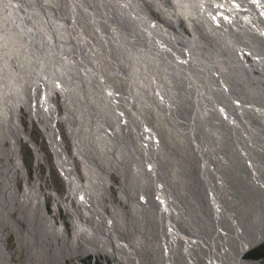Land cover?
I'll use <instances>...</instances> for the list:
<instances>
[{"label": "rangeland", "instance_id": "374dc122", "mask_svg": "<svg viewBox=\"0 0 264 264\" xmlns=\"http://www.w3.org/2000/svg\"><path fill=\"white\" fill-rule=\"evenodd\" d=\"M134 1L136 8L142 11L141 18L138 19L140 27L136 25L137 30L140 33L142 32L141 35L143 34L146 38L149 35L150 37L152 36L151 41H148L150 47L144 50L145 55L149 56V58H154L155 55L153 61L157 60V62L153 63L156 65L141 66L144 74L142 81L130 75L133 73L135 64L132 63V60L129 61L127 56H136L132 54L134 51L130 43L126 44L127 46L125 47L121 46V40L117 41L119 37L117 38L114 31H104L101 27H97H103L102 22H96L93 17H98L106 10L108 14L107 25H110L112 29L114 27L117 28L116 31L119 33L121 25L123 24L124 26V22L126 24L127 20L121 21L117 19L120 16L117 15L118 9L126 8L133 0H32L39 11L40 20L38 23L41 22L42 24H39L41 25L40 32L41 35H45L44 38L46 37L48 42L46 43L47 46H45L46 51L48 52L49 50V56L56 58H52L53 60H62L68 55L64 56L60 53L62 51L65 53L66 51L63 48L61 51V46L71 47V51H76V53L68 52V54L69 56L71 55V58L73 57L71 64L74 66V71L77 75H73L72 69H68L71 72L66 71V73L71 76L72 80L80 78V86L82 87H85L86 80L81 78V73L87 72V78L90 75L95 76L94 80L93 78L90 79L93 81L92 87L95 88L93 91L95 96L101 97V94H103L101 89L100 91L96 89V86L99 88L104 86L110 94V100L117 104L116 117L113 116L114 119H109L110 122L106 127H100L99 135L93 126V122L88 121L87 125L90 124L92 127L88 126L89 128H85L87 130H84L83 126L79 130L76 128L78 130L76 133L77 139L72 140L65 122V112L67 110L70 111V109H67L69 107L66 99L70 94L68 91L71 88L65 87L66 84L61 82L62 80L59 76L53 77L52 75L54 74L49 73L48 83L52 86H49L51 89L48 95L44 94L45 99L43 101L53 108L51 112L54 118V136L61 143L67 160L71 159L72 163H69V165L74 169V177L78 179L81 189L83 190V187H85L87 176L84 170V163L87 161L86 163L90 165L91 161L95 167V169L91 170V174L93 176L100 175V177L103 176L106 179V190L109 196L103 198L107 205L104 214L101 216L100 212L96 211L92 214L93 216L91 215L93 223L91 225L88 224L90 223V216L86 214L81 203L73 197L68 186V180L60 171L55 152L46 136L49 128L43 127L40 116L31 113L28 108L29 103H24V105L14 102L12 111L20 122V126H22L23 136H19L18 141L16 140L13 151L11 143L7 141L9 137L6 132V126L0 121V150L2 148V151L8 154L7 156L5 155L7 158L0 157V264H30L29 257L38 255L36 247L31 246L27 240L31 237L28 233L31 227L27 225V222L20 215V208L25 201L26 190L36 180L39 185V192L36 193V197L42 202V208L53 217L58 226L60 224L63 225L65 232L70 235V238L75 243V248L71 245L67 246L65 245L66 243L61 242L62 240L58 234L55 235V240L53 235L51 237L48 236L50 232L48 228L47 232H45L42 227L38 226L41 236L46 239V241H43L40 236L41 243L38 244V247L44 253L47 251L48 254L55 256V264H127L114 253L106 252V254L103 248H100L95 242L92 243V248L95 249L97 247V249L89 251V249H86L87 245L84 244L82 237L74 231L77 218L90 227L91 233L93 231L96 235H102V230L95 227L92 228V226L97 223L102 225L106 218L114 215L113 209L120 210L117 213L120 223H123L121 221L122 214H126V216L124 214L122 220L128 221L136 211L137 219L135 218V220L138 223H135L136 225H134L132 230L134 238L141 235L147 239L149 246L152 244L156 245L155 249H153V246L151 248L148 246L149 251H143L145 249L141 250L139 247L137 250L136 242L131 243L130 253L133 256L135 255V264H155L156 262H161L162 264H218L214 260L219 258L218 250L213 247L215 243L211 241L213 232L211 226L207 224V219H211L212 212L208 201H206V195L209 196L211 190L209 192L206 190L205 186L208 187L209 180L207 173L202 169L207 168L208 173L217 171V174H219L220 171L215 163H222V170L224 172L227 171L224 174L225 176L229 174V181L223 183L221 179L218 180L217 177H214L213 186L218 191L224 184L230 185V194H225V207H227L226 209L235 207L233 214L237 213V224L239 221L244 223L243 227L233 230V235L237 236L236 242H238V239L243 241L245 237L246 241L252 240L254 237H258L259 233L264 235V20L258 18V16L263 17L260 13L264 15L262 0H259V4L252 2V9L243 8L244 4L242 1L221 0L219 4L221 6L217 13L210 10L212 9L211 4L207 3L209 0ZM19 2L24 3L26 12L22 11L29 17V10L25 7L27 3L24 0H18V4ZM179 2L181 4L185 2L186 6L183 7L191 6L199 10V12L195 13L192 8V12L186 11L179 6ZM0 4H4V1L0 0ZM261 4L263 7L260 6ZM209 6L210 9H207ZM1 9L4 11L0 10V53L4 52V54L0 58V67L3 64L5 67L3 69L9 72L6 71L7 74L15 76L11 78L12 80L14 79L11 82H17L13 83V86L7 83V86L15 87L16 94L17 92L18 94L15 96L17 99L15 97L14 99L18 101L20 95L22 97L25 91V88H22L24 86L22 82L26 81L25 83H29V90L32 92L37 91L38 94L36 95L38 97L43 94L45 88L42 83L36 80L38 77L36 62L28 49V41L21 40V38L15 36V33H17L16 28L14 32L10 31L18 25V22L15 21L10 24V19H6L7 16H10L9 10L4 7ZM93 12L94 15L91 14ZM143 13L149 16H144L142 15ZM236 13H238V16L234 15ZM133 17L135 16H131V20L136 24V17ZM71 26L76 27L75 32L82 30V41L78 40L77 42L69 39L70 33H75L72 31ZM100 31L101 33L104 31L107 34L106 38L112 43L106 46L102 45L103 37L99 36ZM127 31L124 29L122 32L127 33ZM194 37L202 44L197 43L193 39ZM73 38H75L74 34ZM148 40L150 39L148 38ZM20 41L25 42L22 43L23 49L20 50L22 57L17 56L15 53L16 46ZM244 41L247 43H244ZM193 43L195 45L192 46ZM174 47L175 50L180 52L187 50L188 54L183 57L182 61L181 59L178 60L177 57H180V55L177 52H172L171 49ZM224 47L227 52L223 51ZM12 48H14L13 53ZM25 51L31 56L27 60L28 54H25ZM57 54L61 59H59V56L57 58ZM197 54L199 55L196 56ZM228 56L233 57V59L231 60ZM197 57L199 58L198 60L202 59L199 64H203V68H199L200 73H198L205 80H200L203 84L198 82L194 84L193 88L197 91L195 96L194 92L191 89H189L190 92L187 91L185 86L186 99L193 95V100H198L196 98L201 96V101H205L203 99L204 96L206 98L210 96L209 101L215 105L214 107H217L214 98L220 102V111H222V115L219 114V116L215 112L211 113L210 116L204 115L207 124L212 122V129L211 131L209 130L207 136L206 134L204 136L205 141L208 140V143L202 140L203 138L201 139L200 135L198 136L200 142L201 140L204 142V144L202 143V150L207 149L205 153L209 154L207 161L204 158L201 159V167L198 166L200 163L196 160L198 152L195 138L197 139L198 132L194 131V128H198V125L202 127L203 115H200V106L203 107L205 103L200 105L199 101L197 103L194 100L192 105L189 97L187 100L188 104L186 105L185 103L183 105V96L178 92L180 89L173 86L169 87V85L167 86L164 83L159 85L153 81L151 82V80L156 79L154 78L156 73L159 77H164L165 74L166 76L170 74L168 71L170 70L173 71L171 74H174V76L177 75L181 78V75H184V77L190 79V81L188 80L185 83L187 85L190 84L189 87H192L193 83L191 82L193 79L189 66ZM88 61L92 62L94 74H92V71L82 67ZM170 62L176 63L174 66H170ZM157 63L162 65L158 72L155 70V66H158ZM121 65H124L127 69H123ZM78 68H84L85 72H77ZM230 68L234 71H230ZM196 69L198 71V66ZM126 70L128 71L125 72ZM20 72L21 79L16 77ZM123 72L132 77L130 91L134 92V86L139 88L138 93L140 90L142 92L141 98L147 101L144 104L143 101L138 100L141 110L137 111L135 105L137 102L134 103V100L133 102H131L132 100L127 102L121 96V81L123 79L121 75H123ZM72 75L76 78L72 77ZM2 76L4 78L3 74ZM22 79L26 80L23 81ZM18 84L20 85L18 86ZM60 86L63 88V92L61 90L58 92ZM127 87L129 85L125 86V88ZM197 87H199L200 91H198ZM53 88L57 89L53 90ZM77 88L78 86L73 90L75 94L78 91ZM89 88L86 87V89ZM168 90L171 91L172 96L180 99L181 106H185L182 109L177 106L179 100L174 103L175 99L173 101L168 99L173 107L177 106L172 110L173 107L169 104L172 107L170 112L176 116V126L172 124L173 122L170 123L166 119V110L163 108L164 102H162L160 107L153 106L156 101L159 104L161 96L163 94L166 95ZM83 91L87 93V90L84 89ZM151 92H154L157 97L153 96ZM63 93L66 94L64 95ZM62 98L65 99L63 100ZM134 98L136 100L137 96ZM72 101L74 103V100ZM196 103L199 106L196 105L194 107ZM83 105L86 106L85 110L89 109L88 104L83 102ZM166 108L168 107L166 106ZM72 109L73 113L78 112L74 105ZM104 109L105 114L111 111V108L109 109L108 107H104ZM206 111L204 110L203 112ZM214 111L216 110L214 109ZM143 113H150L152 118L148 119ZM216 118L219 123L217 121L214 123ZM79 119L82 118L79 117ZM182 123L186 125L181 127L180 124ZM93 144L94 146H92ZM103 146H108L107 148L112 150L111 152L115 151L109 159L107 157V160H105V156L102 155L100 159L102 161H97L95 162L97 164H94L92 160L99 156L97 154L103 153ZM75 150H78L79 154H75ZM120 152L121 154H119ZM37 156L39 157L38 159L36 158ZM7 167L9 173L7 174L13 179L11 186H9L10 189L7 185L6 188L2 182L4 178L3 171ZM139 178L142 181L144 180V185L156 187L155 191L151 192V195L143 196L142 181ZM209 179L211 180L212 178L210 177ZM131 180L136 185L133 187L132 195L135 199L140 198L142 200L139 203V209L136 208L133 214L130 210L132 205H129L126 198L122 195L124 187L125 190L131 187ZM125 183L127 184L126 186H124ZM144 189L147 188L145 187ZM233 193H236V195L234 196ZM200 195L202 202L193 207V201L191 200L193 198L197 200ZM238 195H241L244 200V209L243 207L240 209L237 206L236 196ZM136 196L139 197L137 198ZM213 199L216 203L219 201L215 196ZM230 205L233 207L230 208ZM257 208H259L260 212H258ZM216 209H219V206ZM218 215L221 217V214ZM219 216H217V219H219ZM226 218L232 222L233 218L231 215L228 214ZM250 223L256 226L255 230L250 228ZM137 228L139 231H137ZM259 238L254 245L243 252L241 262H246L245 264H264L262 259L254 260L247 257L252 250L264 244V238L260 240ZM49 239L51 240L49 241ZM72 248L75 249V254H72ZM31 249L32 254H29L28 252ZM66 253L67 255H65ZM156 255L159 256V261H154L158 260ZM47 262L51 264L50 261L47 260ZM42 264L47 263L43 262Z\"/></svg>", "mask_w": 264, "mask_h": 264}, {"label": "bare ground", "instance_id": "6f19581e", "mask_svg": "<svg viewBox=\"0 0 264 264\" xmlns=\"http://www.w3.org/2000/svg\"><path fill=\"white\" fill-rule=\"evenodd\" d=\"M1 1L2 2L4 1V4H0V10H3L1 8L4 7L5 9H8L9 13H10V16H9L10 18L8 16H7V18L6 17L5 18L7 20L10 19L9 20L10 24H12L15 21L18 22V25L15 26L14 28L12 27L13 29H11L10 31L14 32V29L16 28L17 33H15V36H18L17 38H21V40L24 39V41H28V44H29L28 49L31 51V56L33 57V60H35V62H36V68H37V72H38V77H37L36 80H38V82L42 83L44 85V88H45L44 89L45 91L43 92V94H41L40 96L37 97V95H36V94H38L37 91L36 92L30 91L29 88H28L29 87V83H25L26 79L25 80L22 79L23 81H25V82H22V85H24L22 88H25V91H24L22 97L20 95L19 100L17 101L16 100L17 98L15 96L18 94V92L16 94L15 87H10V86H13V83H14V82H11V80H12L11 78H14L15 76H11V75L7 74L8 71L3 69L5 67L2 64V67H0L1 68V70H0V121H1V123L3 122V124L6 126V132L8 133L7 135L9 137V140H7V141L11 143V149L13 151L14 150V143L18 141L17 139L19 138V136H23L22 135L23 134L22 126H20V122L16 119V116L14 115L15 113L12 111V108H13L12 104L14 102H19V103H22V104L29 103L28 108L31 111V113L34 114V115L36 114V115L40 116V118H41V120L43 122V127H46V128L48 127L49 128V132H46V136L48 137L50 145H51L52 149L55 152V155H56V158H57V161H58L57 163L59 164V167L61 169L60 171L67 178L68 186H69V189H70L71 193L73 194V197H75L77 199V201L79 203H81V205L85 209L86 214L90 216V218H89L90 223H88V224L91 225L93 223L91 215L93 213H95L96 211H98V212H100V215L102 216V214H104L105 208L107 207V205L103 201V198H105V196H109L108 192L106 190L107 189V181H106V179H104L103 176H101V177H100V175L99 176L98 175H94L93 176L91 174V170L95 169V167L92 165L91 161H90V165L88 163H86L87 161L85 163L83 162L84 163V170H85L86 175H87L86 176V184H85V187H83L84 188L83 190L81 189V185H80L78 179H76L74 177V174H73L74 169L72 168L71 165H69V163H72V161H71V159L69 161L67 160V157H66L65 153L62 150L61 143L58 142V139H56L55 136H54V134H55L54 130H53L54 118L52 117V112H51L53 108H52L51 105H49L48 103L45 104L44 101H43L45 99L44 94L48 95V93L50 92V89H51V88H49L50 84L48 83V78L50 77L49 73L54 74V75H52L53 77L54 76L55 77L59 76V78H61V80H62L61 82H64L66 84L65 87L71 88V89H69V91L67 90L68 93H70L68 98L66 97L67 95L65 96L67 98L66 102H67V105L69 107V108H67V107L66 108L70 109V111H68L66 109L67 111L65 112V116H66L65 122H66V124L68 126V130H69V133L71 135V139L72 140H76L77 139L76 133L78 132V130L80 128H82V126H83L84 130H87L85 128H87L88 126L92 127L90 124L87 125L88 121H92L93 122V126L95 127V129L97 131V134L98 133L100 134V130H99L100 127H106V125L109 124V122H110L109 119L110 120L114 119L113 116H115V114L117 113L116 112V108H118L117 104H116V102L114 103V101L112 102L110 100V94L107 91V88L104 87L103 85H102L103 86L102 88H99V87L96 86V89L98 91H100V89H101V92H103V94H101V97L95 96V94L93 93L95 88L92 87V82L93 81L90 80V79L93 78V80H94L96 77L95 76H91V75L90 76L87 75L88 76V78H87L86 77L87 72L86 73H81L80 76H81L82 79L86 80V85H85V87L80 86V84H81V81H79L80 78L74 77V76L77 75V73H75L74 66L71 64L73 62L72 61L73 57L71 58L70 57L71 55L69 56V54H68V52H72L73 54L76 53V51H71V49H72L71 47H66V46H63V45L61 46V51H62V48L64 50L66 49V51H65L66 54L64 53V51H62L63 53L62 52H60V53L63 54L64 56L68 55L67 57L62 58V60H59V61L58 60H53L52 58H54V57L53 56H49V50H48V52L46 51V46H47L46 43H48V42L46 41V37L44 38L45 35L44 36L41 35V32H40L41 31L40 27L42 25L41 22L38 23L39 20H40V16L38 14L39 11L36 9V5L33 4L32 0H24L27 3L25 7L28 8V10H29V12H28L29 17H27L23 13V11L26 12V9L24 8V3L19 2V4H18V0H1ZM173 1H175V0H173ZM220 1L221 0H209V2H207V3L211 4V8L212 9H210V6L207 7V9L212 10V12L216 11V13H217L218 10L220 9V6H221V5H219ZM238 1L239 2L242 1V3L244 4L243 8L252 9L253 8V6H252L253 3L252 2H254L255 4L256 3L259 4V0H257V1L256 0H238ZM250 3H251V5H250ZM261 3L264 4V1L262 0ZM185 4H186L185 2L183 4L180 3L179 6L180 7L186 6ZM260 6H262V4ZM191 8L195 10L194 11L195 13L199 12V10H196V8L191 7V6L183 7L182 9H185L186 11L192 12ZM140 11L141 10L136 8V3H135L134 0H133V2H130L129 5H127L126 8L125 7L121 8V10L118 9L117 15H120V16H118L117 19L121 20V21L127 20L126 24L124 22V26H123V24L121 25V29H120L119 33H117V31H116L117 28L114 27L112 29L110 27V25H107L108 24V18H107L108 14H107L106 10L103 11V13H101V15H98V17H96V16H93V17L95 18L96 22H99V21L102 22L103 27L102 26H97V27H101V29L104 30V31H107V30L108 31H114V33L116 34L117 38L119 37L117 39V41L119 39L121 40V44H122L121 46L125 47V46H127L126 44L130 43V46H131L132 50L134 51L132 54H133V56L136 55L135 57L127 56L129 61L132 60V63L135 64V67L133 69V73L130 74V75H133L132 77L138 78L139 81H142L143 78H144L143 77L144 74H143V72L141 70V66H147L148 67V66L156 65V64H153V63L157 62V60L153 61V59H155V55H154V58L153 57L149 58V56L147 57L145 55L144 50L148 49L150 47L148 45V43L151 41V37L152 36L150 37V35L148 34L149 37L148 36L147 37L150 39V40H148V38L144 37L143 34L141 35L142 32L140 33V31H138L137 28H136V25H137V27H140L139 23H138V19L141 18V13H142V11L141 12ZM180 12H182V11L180 10ZM91 14L94 15V12L91 13ZM110 15H113V14H110ZM139 15H140V17H139ZM142 15L149 16V15L144 14V13ZM234 15L238 16V13H236ZM260 15L263 16V17H259L258 16V18L264 20V15L261 14V13H260ZM131 16H135L136 17V20H137V21H135L136 24H134V21L131 20ZM102 17L104 18L103 21H102V19H103ZM135 17H133V18H135ZM225 17L227 18V16H225ZM28 18H30V19H28ZM39 24H41V25H39ZM71 29H72L73 32H75L76 27L75 26H73V27L71 26ZM124 29L128 30L127 33L122 32ZM81 31L82 30H77L75 33H73L75 38H73V34L70 33L71 35H70L69 39L77 41V42H78V40L82 41L83 35L81 36V34H83V33ZM104 31H103V33H101V31H100L99 36L103 37L102 45L106 46L107 44H110L112 42L109 39L106 38L107 34H105ZM218 32H221V31H218ZM77 36H79V37H77ZM4 38H5V36H4ZM193 39L196 40L197 43L199 42V40L196 37H194ZM4 40H6V39H4ZM191 41H190V43H191ZM17 42H16V44H17ZM193 42H195V41H193ZM22 43H25V42L20 41V43L16 46V52H15L16 55L20 56V57H22L20 55L21 54L20 50L23 49L22 48V46H23ZM244 43H247V42L244 41ZM199 44H202V43L199 42ZM81 45H82V42H81ZM193 45H195V44L193 43L192 46ZM0 47H1V45H0ZM13 50H14V48H12V53H13ZM171 50H172V52H177L180 55V57H177V58H178V60L181 59V61H182L183 57L186 54H188L187 50H182V52H180L179 50H175V47L173 49H171ZM223 51L227 52V49L224 47ZM23 53H24V50H23ZM26 53L27 52L25 51V54ZM2 54H4V52L0 53V58H1ZM189 54H191V53H189ZM198 55L199 54H197L196 56H198ZM27 56L28 57H26V60H27V58L31 57L29 54ZM58 56L59 55L57 54V58H58ZM151 56H153V55H151ZM228 57L231 60L233 59V57H231V56H228ZM66 58H68L67 59L68 61L66 60ZM54 59H56V58H54ZM59 59H61V57ZM198 59H199L198 57L196 59H194L193 63H191V66H189V70L191 72V76H192V79H193V81L191 82V83H193L192 87L191 86L189 87L190 84L187 85L185 83L186 81L188 82V80L190 81V79H187L186 77H184V75H181V78L178 77L177 75H175L176 76L175 77L174 74H171L173 71H170V70H168L170 74H167L168 76H166V74H165L164 77H159L157 75V73L155 72L156 73V77H154V78H156V79L155 80H151V82L153 81L154 83L159 84V85L164 83L167 86L169 85V87L170 86L177 87L178 89H180L178 91L179 94H181L183 96L182 98L184 100H186V101H184L182 99L183 100V105H185V103H186V105L188 104L187 100H188L189 97L191 98L190 102L193 105L195 99L193 100V95L189 96L186 99L185 86L187 88V91L190 92L189 89H191L194 92V96H195L197 91L194 90V88H193L194 84H196L197 82L199 84L200 83L203 84L200 80H205L204 78H201V76L199 74L200 73L199 68H203L202 67L203 64L202 63L199 64V61H201L202 59L201 60H198ZM89 62L90 61H88V63L86 65L84 64L82 67H85L86 69L92 71V74H94L93 73L94 71L92 70L94 68L93 65H92V62H90V63ZM116 63H117V61H116ZM175 63L176 62H172L169 65L170 66H174ZM157 64H158V66H155V70L158 72L160 70V68H162V65H160L159 63H157ZM197 66H198V71L196 69ZM243 66H245V65H243ZM121 67H123V69H127V67H124V65H121ZM180 67H178V68H180ZM68 69H72L73 70V75L74 76L72 75V77L76 78L75 80H72L71 76H69L66 73V71H70ZM231 69L232 68H230L229 70L230 71H234V70H231ZM18 71H20V70H18ZM63 71H65V72H63ZM127 71L128 70H126L125 72H127ZM77 72H85V70H84V68H78ZM125 72H123V75H121V76H123V79L121 81V96L123 97L124 100L126 99L127 102H130V100H132L131 102H133V100H134V103L137 102V103H135V105L137 107V111L141 110L138 100H140L141 102L143 101L144 104H145V102L147 103V101H145L144 98L143 99L141 98L142 97L141 90L139 92L140 93V96H139V93H138L139 88L134 86L133 89H134L135 93L130 91V88L132 87V83H130L132 77H129L128 76L129 74H127ZM11 73H13V72H11ZM160 73H161V71H160ZM2 74L4 75V78H3ZM20 76H21V72L18 73L16 77L19 78ZM8 77H10V78H8ZM2 78H3V80H2ZM98 78H100V77H98ZM20 79H21V77H20ZM159 80H160V82H159ZM7 83L10 85L9 87L7 86ZM15 83H17V82H15ZM19 85L20 84H18V86ZM128 85H129V87L125 88V86H128ZM57 86H58V84H57ZM77 86H78V88H77L78 91L75 94L73 90L76 89ZM208 86H210V85H208ZM86 87H88V88L90 87V88L86 89ZM197 88H198V91H200L199 87H197ZM54 89L55 88H53V90ZM62 89L63 88H61V86H60L58 92H60V90L63 92ZM84 89L87 90V93H85L83 91ZM163 89L161 90V94H162ZM170 90L167 91L166 95L163 94L161 96L159 104L157 103L158 101H156L155 105H153V106L154 107L155 106L160 107V105H162V102H164L163 108L166 110V114H167L166 115V119H168V121H170V123L173 122L172 124H174V126H176L175 125V123L177 122V121L175 122V117L176 116H175V114L170 112V109L173 107V105L170 104L168 99H170V101H173V99H175L174 103L179 100V103H177V106H179L180 108L185 107V106H181L180 105V99L177 98V97L172 96V93H171ZM67 91H66V93H67ZM151 93H152L153 96L157 97L154 92H151ZM200 94H201V92H200ZM50 95H51V93H50ZM136 96H137V98L135 100L134 97H136ZM14 97L16 99H14ZM196 97H198V96L196 95ZM200 98H201V96L196 98L198 100H195V101L197 103L199 101L200 105L202 103L203 104L205 103V105H203V107L200 106V115L201 114L203 115L202 127L200 125H198V128L197 127L194 128V131L198 132L197 139L195 138V140H197V143H196L197 149L196 150H197L198 154L196 155V160H198V163H200L198 165L199 167L202 166L201 159L204 158V160L207 161V159L209 157V154L205 153L207 151L206 143H208V140L205 141L204 136H205V134L207 136V134H209V130L211 131V129H212V127H211L212 126V122L210 124H207L206 123L207 121L205 122L204 115L206 114V116L207 115L210 116L211 113H214V112H215V114L217 113V116H219V114L222 115V111H220L221 110V104H219L220 102L216 98L213 97L214 100H216L217 107H214L215 105H213L209 101L210 96H208L207 98H206V96H204L203 99L205 101L202 100L203 102L201 101ZM218 98H221V97H218ZM72 100H74V103H73ZM83 102L88 104V106H89L88 110H85L86 106H84L85 104L83 105ZM113 103H114V105H113ZM197 103L194 105V107H196V105H198ZM169 104L172 107H170ZM64 105H65V103H64ZM73 105L75 106L76 110H78L77 113L76 112L75 113L72 112V110H73L72 106ZM130 106H131V104H130ZM166 106L168 108H166ZM16 107H17V105H16ZM104 107H108L109 109L111 108V111L109 113L105 114ZM154 107H153V109H154ZM176 107H173L172 110H174ZM214 109L216 111H214ZM157 110H159V109H157ZM204 110L205 111L208 110V111L203 112ZM143 115H146L148 117V119L152 118L151 117L152 115L150 113H146V114L143 113ZM79 117H81L82 119H79ZM149 121H151V120H149ZM215 121L218 122V119L216 118V120H214V123H216ZM203 123H205V124L203 125ZM180 125H181V127H183L186 124L182 123ZM246 127H248V126H246ZM199 128H201V129H199ZM88 134H89V132H88ZM199 135H200L201 139L203 138L202 140H204L206 142L205 143V149L206 150H204V151L201 148L202 147V143L204 144V142L202 140L200 142V139L198 138ZM181 136H182V134H181ZM89 138H90V136H89ZM247 140L249 141V139H247ZM100 142H101V140H100ZM85 143H86V141H85ZM93 143H94V141H93ZM199 143H201V144H199ZM246 143H248V142H246ZM92 146H94V144ZM107 147L108 146H103V148H102V149H104L103 153L97 154L99 156L97 158H94V160H92V162L94 164H97V163H95L97 161L98 162L102 161V160H100L102 155L105 156V160H107V157H108V159L110 157H112V154L114 153L115 150L113 152H111L112 150H109ZM77 149H78V147H77ZM75 154H79V151L75 150ZM119 154H121V152ZM5 155L7 156L8 154L5 153V151H2V148H1L0 157L7 158ZM113 157H114V155H113ZM36 158L38 159L39 157L37 156ZM83 159H81V160H83ZM89 159H90V157H89ZM105 162H107V161H105ZM215 164L218 167L217 169L220 171L219 174H217L218 172L215 171V173H210L209 172L210 173V175H209V173L207 172V168L206 169L202 168L207 173V178L209 180L208 187L205 186L206 190H207V192H209V190H211L210 191L211 194H209V196L206 195V201H208V203L210 205V210L212 212L211 213V219L210 220L207 219V224H209L211 226V229H212V232H213V235H211L212 236L211 241L215 242L213 247H215L216 250H218V257H219V258H216V256H214L216 258L214 260L217 261L218 264H245L246 262L244 263V262L240 261L241 258H242L243 252L247 248H249L250 246L254 245L259 237H260L259 240L261 238L263 239L264 235H261V233H259V236L258 237H254V239H252V240L249 239V241H246V237H245V239H243V241H241V240L239 241V239H238V242H236V240H237L236 237L237 236L233 235V230H235L237 228H241V226L243 227L244 223L242 221H239L238 224H237V217H236L237 213L233 214L235 207L233 209H226L227 207H225L226 206L225 205V200H226L225 194L226 195L230 194V191H229L230 185L229 184H227V185L224 184V186H222V187L220 186L221 189H218V191L213 186V182L212 181H213L214 177H217L218 180L221 179L223 181V183H227L229 181L228 180L229 174H227V176L224 175L225 173H227V171L224 172L222 170V163L221 164L220 163H218V164L215 163ZM8 166H9V164H8ZM7 173H8V167L6 169H4V171H3L4 178L2 179L3 180L2 182L4 183L3 185H5V187H6V185L8 187L11 186L12 180H13L10 176H8L9 173L8 174ZM219 175H220V177H219ZM210 177L212 178L211 180L209 179ZM132 178H133V176H132ZM133 180H134V178H133ZM133 180H131V184H130L131 187H129L128 190H125V187H124V191L122 192V195L126 198V200L129 203V205H132V207L130 208L132 214H133V212H134V210L136 208L139 209V203L142 201L140 198L139 199H135V197L132 195L133 194V189H134L133 187L135 185L134 182H132ZM143 181H142V188H143L142 193H143V196L146 197V196L151 195V192L152 191L154 192L156 187H150L147 184L144 185ZM126 185L127 184L125 183L124 186H126ZM130 185H128V186H130ZM145 187L147 189H144ZM1 188H2V186H1ZM9 189H10V187H9ZM37 192H39V185H38L37 180H36L35 182H33L32 186L29 187L26 190L25 201H24V203H22L21 208H20L21 209V214L20 215H22L23 219L27 222V225L29 227H31V229L28 231V233H29V235L31 237H29L27 240H28L29 244H31V246H33V247L35 246L36 247L35 249L38 252L37 256L29 257V259H30V262L32 264H42L43 262L49 264L47 262V260L50 261L51 264H55V261H56L55 256H52V255L48 254L47 251H45V253H44V251L41 250L38 247V244L41 243V240H40L41 231H40V229H38V226H40V228L42 227V229L45 230V232H47V228H48V230H50L49 233H51V234L48 233L49 237H51V235H53L55 237V235L58 234L60 239L62 240L61 242L66 243L65 245H67V246L71 245L73 248H75L74 247L75 243L70 238V235L65 232L63 225L60 224L58 226L57 223L54 221L53 217L51 215H49L47 212H45V210L42 208L43 207L42 206V202L38 199V197H36V193ZM8 195L10 196L9 193H8ZM233 195L235 196L236 193H233ZM243 195H244V193H243ZM214 196L219 200L217 203L213 199ZM136 197L138 198L139 196H136ZM191 201H193V207H194V205L197 206L198 204H200L202 202V197L200 195V197L197 198V200L195 198H193V200H191ZM236 201L238 203V205H237L238 208L241 209L243 207V209H244L245 204H244V200L242 199L241 195L240 196L239 195L236 196ZM218 206H219V209H216ZM229 207L232 208L233 206L230 205ZM263 207H264V203H263ZM114 208H116V207H114ZM258 209L259 208H257V210ZM119 211L117 209H113L114 215L111 216V217L106 218L105 222H102V225L100 223L93 224L92 228L95 227V228H99L100 230H102L103 231L102 235H96L95 233H93V231H92V233H93V235H92V233L90 231L91 230L90 227L85 222H81L77 218H76V227L74 226V229H75L74 231L76 233H78L80 237H82V240H83L84 244L87 245L86 249H89V251H93V250L97 249V247L95 249L92 248V246H93L92 243L95 242V243L98 244V246L100 248H103V251H105V253L106 252H110L112 254L114 253L118 258L123 260V262L125 261L124 263L135 264L136 263L135 260H134L135 255L133 256L130 253L131 252V248H130V246H131L130 244L131 243H135L136 242L135 245H137V247H136L137 250H138V247H139L141 250L145 249L143 251H149L148 249H149V247L151 248V246H153V249H155L156 245L152 244L151 246H149V242L147 241V239L144 236H141V235L140 236H135V238H134V236L132 234V230L134 228V225H136L138 223L135 220V218L137 219V216L135 214L136 211L134 212L133 216H131L128 221H126L125 219L122 220L125 213L122 214L121 221H123V223H120L119 216L117 215V213ZM258 212H260V211L258 210ZM218 214H221V217ZM228 214L231 215V217L234 219L233 220L231 218L232 222H230L229 219L226 218V217H228ZM125 216H126V214H125ZM217 216H219L218 217L219 219H217ZM99 222H101V221H99ZM10 223H12V222H10ZM202 223H203V221H202ZM15 224H16V222H15ZM234 227H236V228H234ZM138 228H137V231H139ZM244 228H245V226H244ZM250 228L255 230L256 226H254L252 223H250ZM208 236H209V234H208ZM45 237H47V236L45 235ZM26 238H27V236H26ZM42 239H43V237H42ZM54 239L56 240V237ZM50 240L51 239H49V241ZM43 241H46V239H43ZM228 243H230V245H228ZM237 243L239 245H241V246H239ZM46 247H47V245H46ZM73 248H72V254H75L76 251ZM143 251H141V252H143ZM28 253L32 254V249ZM135 253H137V252H135ZM65 255H67V253ZM156 256H157L156 258H158V260L156 259L154 261H159V256L158 255H156ZM154 261H152V262H154ZM155 264H162V263L161 262H156Z\"/></svg>", "mask_w": 264, "mask_h": 264}, {"label": "trees", "instance_id": "16d2710c", "mask_svg": "<svg viewBox=\"0 0 264 264\" xmlns=\"http://www.w3.org/2000/svg\"><path fill=\"white\" fill-rule=\"evenodd\" d=\"M248 258L254 259V260H258V259H262L264 260V244H262L261 246L257 247L256 249L252 250L248 256Z\"/></svg>", "mask_w": 264, "mask_h": 264}]
</instances>
